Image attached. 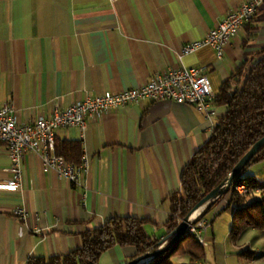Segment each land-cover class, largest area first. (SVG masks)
I'll list each match as a JSON object with an SVG mask.
<instances>
[{"label":"crops","instance_id":"crops-1","mask_svg":"<svg viewBox=\"0 0 264 264\" xmlns=\"http://www.w3.org/2000/svg\"><path fill=\"white\" fill-rule=\"evenodd\" d=\"M248 1L0 0V106L11 105L20 123H30L57 106L136 88L158 72L183 67L203 68L217 96L241 66L259 58L264 3L221 57L210 46L185 56L181 50ZM212 111L208 116L191 105L144 99L89 116L86 130L58 129L57 140L82 143L85 187L46 170L38 154L27 153L23 189H3L12 175L0 143V264L67 255L82 246L85 231L115 216L146 219L149 235L165 236L170 198L182 192L184 168L227 107L213 101ZM242 175L254 176L263 188L264 161ZM21 207L28 212L25 220L15 214ZM213 222L206 234L207 258L199 264H238L244 249L217 244ZM135 253L116 245L99 264H126ZM259 256L245 259L254 263Z\"/></svg>","mask_w":264,"mask_h":264},{"label":"trees","instance_id":"trees-1","mask_svg":"<svg viewBox=\"0 0 264 264\" xmlns=\"http://www.w3.org/2000/svg\"><path fill=\"white\" fill-rule=\"evenodd\" d=\"M259 55L251 66H241L215 97L214 102L226 106L227 111L208 142L194 153L184 168L182 192L174 193L170 198L168 232L178 225L173 214L184 218L203 197L230 176L244 154L264 136V48ZM232 81L237 85L233 86ZM56 146L59 155L76 164L81 163L83 147L80 141L57 140ZM261 161H264V146L246 168ZM242 173L234 180V185L244 184L249 188L248 192L240 193L231 188L223 196L228 198V203L217 213L232 209L229 235L234 243L248 229L264 232V187L254 176H243ZM258 189L262 192L259 196L256 195ZM147 222L136 217H112L102 226L85 231L79 249L64 256L32 257L27 264H99L102 254L116 245L135 248L132 260L155 250L161 240L146 232ZM178 254L189 256L190 264H199L206 258L205 248L192 235H184L163 255L141 264H173L171 258ZM241 255L250 260L257 257L251 250H244Z\"/></svg>","mask_w":264,"mask_h":264},{"label":"built area","instance_id":"built-area-1","mask_svg":"<svg viewBox=\"0 0 264 264\" xmlns=\"http://www.w3.org/2000/svg\"><path fill=\"white\" fill-rule=\"evenodd\" d=\"M263 3L264 0H250L242 3L212 28L204 38L185 44L182 47L181 56L191 54L203 46H210L216 50L218 57H221L225 46L255 18ZM215 97L210 80L203 68L183 67L168 72H158L149 82L136 88L89 96L66 108L57 106L51 115L42 116L30 123H20L12 106L4 104L0 106V143L6 146L10 160L9 171L12 176L11 180L1 187L11 192L23 189L22 160L27 153L38 154L46 170H54L71 184L85 187L83 176L88 171V162L82 159L81 163L76 164L57 153L56 131L58 129L77 126L81 130H86L89 116L99 115L144 99L170 100L191 105L209 116L213 113L212 102ZM231 188H235L240 193H246L249 190L244 184L232 185ZM225 201V198H219L212 210L206 214L207 216L200 217L188 227L189 235H192L204 248L210 246L206 234ZM15 214L20 220H25L28 216L27 210L22 207L17 208ZM200 214L199 210L192 220ZM175 216L179 218L177 214ZM179 219L182 221L183 218Z\"/></svg>","mask_w":264,"mask_h":264},{"label":"water","instance_id":"water-1","mask_svg":"<svg viewBox=\"0 0 264 264\" xmlns=\"http://www.w3.org/2000/svg\"><path fill=\"white\" fill-rule=\"evenodd\" d=\"M263 146L264 136L255 142L250 150L244 154V156L233 168L230 176L224 182H222L218 187L214 188L205 197H203L198 202V204L182 219V221L178 223L177 227L173 231L166 233V235L161 238L155 250L139 255L136 258L129 260L126 264H141L152 258H157L172 248V246L184 235H189L188 227L190 223H195L200 217L206 215L217 202V200L230 191L231 186L234 185V180L239 174L242 173V171L246 168L254 156L263 148ZM199 210L201 211L200 216L192 220L194 213Z\"/></svg>","mask_w":264,"mask_h":264},{"label":"rangeland","instance_id":"rangeland-1","mask_svg":"<svg viewBox=\"0 0 264 264\" xmlns=\"http://www.w3.org/2000/svg\"><path fill=\"white\" fill-rule=\"evenodd\" d=\"M225 197H221V199H223ZM224 206H226V204H224ZM212 208L209 210V212L212 210ZM175 215H176V213L173 214V216L176 219H178V223L181 222L179 218L182 219L183 217H180L177 214L179 216V218H178ZM204 216H207V215H204ZM204 216H202V217H204ZM213 220H214V222H213L214 223V234H215L217 244L221 245L222 243L227 242V244L230 246H231V244L242 246L241 247L242 250L243 249L244 250H251V251L256 252L257 256L260 255L258 260L254 263H251V262L247 261L245 258H242L240 256H239L240 258L239 257H237V258L233 257V258H236V260H238V264H260V263L263 264L264 263V232L263 231H260L257 229H249L248 231H246L241 236V238H239V240L235 244L234 242L231 241V239L229 237L230 229H231L230 225H231V220H232V209L229 208V209H225V210L221 211V213L217 217H215V219H213ZM161 235H162V233L158 234V237H160ZM211 245H212V243H211ZM206 258H207V252H206ZM171 261L173 264H189L190 258L187 255L178 254V255L173 256L171 258Z\"/></svg>","mask_w":264,"mask_h":264},{"label":"bare ground","instance_id":"bare-ground-1","mask_svg":"<svg viewBox=\"0 0 264 264\" xmlns=\"http://www.w3.org/2000/svg\"><path fill=\"white\" fill-rule=\"evenodd\" d=\"M198 212V211H197ZM197 212L194 213V216L197 214Z\"/></svg>","mask_w":264,"mask_h":264}]
</instances>
